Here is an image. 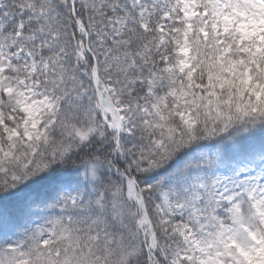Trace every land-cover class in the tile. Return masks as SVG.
I'll return each mask as SVG.
<instances>
[{
	"label": "snow or ice",
	"instance_id": "obj_1",
	"mask_svg": "<svg viewBox=\"0 0 264 264\" xmlns=\"http://www.w3.org/2000/svg\"><path fill=\"white\" fill-rule=\"evenodd\" d=\"M0 264H264V0H0Z\"/></svg>",
	"mask_w": 264,
	"mask_h": 264
}]
</instances>
